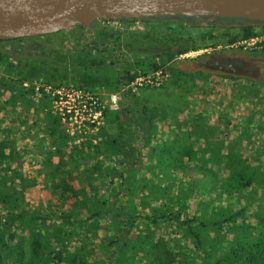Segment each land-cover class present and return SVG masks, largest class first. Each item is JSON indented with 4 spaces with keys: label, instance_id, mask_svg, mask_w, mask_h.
<instances>
[{
    "label": "trees",
    "instance_id": "16d2710c",
    "mask_svg": "<svg viewBox=\"0 0 264 264\" xmlns=\"http://www.w3.org/2000/svg\"><path fill=\"white\" fill-rule=\"evenodd\" d=\"M142 21L152 26L155 22L165 24L167 30L178 32L183 30L184 22L199 27L192 17L180 15L149 16ZM228 21L230 28L227 29L235 32L225 36L226 43L264 32V25H257V21L244 25L246 20H241L240 26L235 25L233 18ZM80 28L84 26L80 25ZM80 35L78 39L83 37L82 33ZM101 35L106 40L112 37L115 47H119L120 34L103 31ZM181 35L178 33L171 38L177 47L175 51H166L159 65L156 61L147 64L143 61L141 71L156 70L189 49H197L184 45L185 37ZM34 37L0 42H21ZM113 56L117 58L111 55V65L116 63ZM4 59L5 53L0 50V66ZM15 59L19 64L23 63L22 58ZM88 59L87 55L86 61ZM137 63L140 65V61ZM26 66V72L15 71L17 79L0 76V97L8 93L0 101V210H4L0 214V264H264V144L255 145L253 139L256 131L264 135V112L259 117L250 114L247 121H239L240 133L226 142L217 143L213 137L219 129L207 125V117L203 120L191 117L190 128L180 127L176 118L163 108L166 104L156 102L160 98L154 99L155 95L165 96L158 91L152 97L154 106L142 105L147 125L133 118L135 124H139L137 128L143 130V137L139 136V140L147 152L142 153L138 148H129V152L126 146L111 138V152L121 154L126 163L119 168L112 163L108 166L106 159L96 158L95 164L76 175L81 184L79 187L75 188L65 179L58 184L59 199L69 202V208L41 212L20 206L26 187L33 182L12 167L16 159L6 150H13L9 138L14 132L6 124L3 111L9 104L23 105L27 95L32 94V89H24L23 81L43 76L47 82L59 85L64 81H54V74L64 70L58 67L49 69L50 65L45 67L34 58L29 59ZM113 70L117 75L109 83L112 82L114 89L132 82L138 74L128 68L122 69L123 72ZM169 71L174 70L169 68ZM8 72L14 74V70ZM177 72L183 74L179 69ZM230 77L241 80L239 76ZM74 81L79 87L86 88L108 83L90 78ZM250 82L249 91L256 90L259 84L264 85L262 81ZM241 89L238 94L243 99L255 96L252 92L242 95L244 87L243 91ZM174 105L176 110L172 109L173 105L169 106L173 113L182 110L176 101ZM40 111L34 113L35 119L39 118ZM13 112L19 113L17 109ZM156 119L163 123L169 121L177 127L172 131L168 129L167 134L161 132L159 138L156 136V143L152 144ZM218 119L227 129L232 123L225 113ZM133 120L125 122L131 133L130 122ZM247 145L254 147L255 162H250L248 154L244 153ZM95 180L106 181L109 188L105 195L98 196L99 186L93 183ZM15 184L19 188L16 189ZM195 197L199 198V207L189 214V200ZM223 197L235 198L244 204L230 209L227 204H221ZM163 200L166 202L162 203ZM154 202L159 204L154 205ZM24 226L31 231L28 260L20 236ZM93 238L99 241L100 252H104L96 260L92 258L93 249H87ZM79 240L81 245L78 247L76 242Z\"/></svg>",
    "mask_w": 264,
    "mask_h": 264
},
{
    "label": "rangeland",
    "instance_id": "374dc122",
    "mask_svg": "<svg viewBox=\"0 0 264 264\" xmlns=\"http://www.w3.org/2000/svg\"><path fill=\"white\" fill-rule=\"evenodd\" d=\"M80 25L83 24L74 25L58 33L25 39L21 42H0V50L5 53L6 58L4 64L0 66V76L17 79L15 71L26 72V63L32 58L36 59L38 63H44L45 67L50 65L49 69L58 67L64 70V72L60 70V72L54 74V81H64L59 85L47 82L43 76L23 81L24 89L26 91L32 89V94L27 95L23 105L16 103L13 106L9 104L6 106L7 110L3 111L6 113V124L14 132L9 138L13 150H6L7 153H10L9 156L16 159L12 167L16 168L23 178L33 182V184L26 187L23 193L24 198L20 202L22 207L41 212L69 208V202L59 199L60 189L57 186L64 179L75 188L79 187L81 184L76 175L95 164L96 158L106 159L109 163L108 166L116 164L119 168L126 163L121 154L111 152V138H115L118 143L126 146L127 151H129V148H138L142 153H146L147 148H143L142 142L139 140V136L143 137V130L137 128L139 124L136 125L134 120L147 125L142 105L146 103L150 105L148 107L154 106L152 97L158 91L163 92L165 96L155 95L154 99L160 98L156 102L161 101L166 104H163V108L176 118L180 127L190 128L192 126V122L189 120L191 117H195L196 120H203V117H207V125L219 129L213 137L214 142L217 143L219 141L226 142L237 136L241 129L239 121H247L250 114L259 117L264 112V85L259 84L254 91L248 90L251 80L264 82V51L262 50L249 51L226 47L243 53L237 54L235 57L229 56L227 61H234L235 66H224L225 68H221L222 70L218 72L215 71L217 67H207L205 63L210 57L205 56L206 54H203V52L206 53L209 49H202L205 45H202L199 41L189 40L187 32L192 33V31L190 28L187 31L184 28L193 26L188 23L184 22V28L181 32L177 30L169 31L166 29L165 24L155 22L152 26V24H146L142 20H120L115 25H111L107 24L103 18H99L89 27L83 25L84 28H80ZM199 27L204 26L200 25ZM85 29H90L92 34H85ZM103 31L120 34L119 47H115L112 37L110 40H106L101 35ZM81 33L83 37L78 39ZM178 33H182L181 36L185 37L184 45L193 47L192 44L200 43L198 45L200 50L190 51L195 49H189L187 53L174 57L168 63L160 65L156 70L148 67L149 70L143 73L140 68L143 66V61L146 64L156 61L159 65L166 55V51L173 52L176 50L177 47H175V43L171 38L177 36ZM222 44L227 45L229 43L223 41ZM93 45L97 46L94 48ZM87 55L92 62H89L90 59L86 61ZM111 55L117 56V58L113 56L116 60L114 65H111ZM15 57L22 58L23 63L19 64ZM119 58L122 63L120 60L118 61ZM138 61H140V65L142 63L141 66L137 63ZM217 65L219 66V64ZM114 68L121 72L124 68H128L131 72H137L138 74L134 79L142 77L141 85L125 83L114 89L112 82L109 83L117 75L113 70ZM169 68L174 71H169ZM177 69L183 71V74H178ZM8 70H14V74H9ZM157 72H160V74L157 75ZM232 75L241 77V80L230 77ZM148 77L153 83L147 81ZM155 77H160L158 84L154 83L153 79ZM79 78H90L102 83L106 80L108 83L100 86L98 84L93 88L79 87L74 81H78ZM107 84L108 86H106ZM45 86H50L52 90L73 87L97 93L104 109L102 118L97 119L98 123H93L94 130L89 132L86 130L85 132L75 131L72 134V126L69 122L74 123V119H62V116L54 110L53 97L51 93L44 91ZM243 87L244 92L242 95L252 92L255 96H247L248 98L243 99L238 94L239 89L242 88L243 91ZM7 95L0 97V101L5 99ZM175 101L176 104H179V107H182V110L173 113L169 106L173 105L172 109L176 110ZM131 103L132 106L130 107L129 104L131 105ZM22 106L23 108H20ZM158 108L162 107L158 106ZM16 109L19 113L13 112ZM38 109H41L40 113L38 112L39 118L35 119L34 113ZM224 113L227 114L228 119L232 120L228 129L223 126L222 122L220 124L218 119L219 115ZM54 118L55 121L53 122ZM130 120H133V123L130 122L133 133L129 131L128 125L125 124ZM175 127L177 126L169 123V121L163 123L160 119H156L152 128L155 135L152 144L156 143V136L159 138L161 132L167 134L168 129L172 131ZM253 139L255 145L261 146L264 144V135L260 132L257 133L256 131ZM252 145L245 146L244 153L248 154L250 162H255V151ZM93 154L95 155L93 156ZM142 172H145V170H142ZM103 181L95 180L93 182L99 186L98 196H103L108 192L109 187L106 181ZM15 185H17L15 186L16 189L19 188L18 184ZM243 193L245 192L243 191ZM198 200L197 197L190 198L189 214H193L195 208L199 207ZM165 202V200L162 201V203ZM153 204L158 205L159 202ZM221 204H227L230 209H236L244 202H238L235 198L229 200L223 197ZM250 208L252 209V207ZM3 212L4 210L1 209L0 214H3ZM250 221L254 222V219L250 218ZM101 235H104L103 230ZM20 236L22 237L24 256L28 260L30 258V229L24 226ZM98 243L99 241L93 238L91 243L87 244V249L92 248L94 251L92 254L94 260L99 255H104V252H100ZM76 245L79 247L81 240L77 241Z\"/></svg>",
    "mask_w": 264,
    "mask_h": 264
},
{
    "label": "water",
    "instance_id": "95a60500",
    "mask_svg": "<svg viewBox=\"0 0 264 264\" xmlns=\"http://www.w3.org/2000/svg\"><path fill=\"white\" fill-rule=\"evenodd\" d=\"M177 15L194 21L208 17L201 26L215 17L233 18L236 26L241 20H246L244 25L257 21L263 26L264 0H0V41L46 35L77 24L89 27L99 18Z\"/></svg>",
    "mask_w": 264,
    "mask_h": 264
},
{
    "label": "built area",
    "instance_id": "2783aa9c",
    "mask_svg": "<svg viewBox=\"0 0 264 264\" xmlns=\"http://www.w3.org/2000/svg\"><path fill=\"white\" fill-rule=\"evenodd\" d=\"M107 24L115 25L118 21L111 19H104ZM229 48H240L242 50H264V32H260L248 37H240L235 41L226 45ZM160 72H157L159 75ZM160 77H155L154 83L158 84ZM147 81H150L148 77ZM142 77L135 78L129 85L138 84L141 85ZM44 91L46 93H51L53 97V108L62 119L72 120L69 122L72 126V134L81 132L85 130L87 132L93 131V123H98L97 119L102 118V113L104 109L103 103L100 101L97 93L90 91H83L81 89H75L73 87L68 88H58L52 90L50 86H45ZM76 124V125H73Z\"/></svg>",
    "mask_w": 264,
    "mask_h": 264
},
{
    "label": "flooded vegetation",
    "instance_id": "af4514ba",
    "mask_svg": "<svg viewBox=\"0 0 264 264\" xmlns=\"http://www.w3.org/2000/svg\"><path fill=\"white\" fill-rule=\"evenodd\" d=\"M208 17L202 18V19H197L196 21L198 22V25L200 26V22L206 21ZM225 20L228 21L229 18H219L215 17L213 21L208 22L207 25H204V27H187L184 28L186 31L190 28L192 33L187 32V36H189L190 41H199L202 43L204 48L202 49H209L206 53L203 52V54H206L205 56H209L210 58L205 61L207 67L212 66V67H217L215 71L220 72L222 69L225 67L229 66H235V62H229L227 61L229 56L235 57L237 54H242L243 52H237L234 49H227L226 44H222L223 41L225 40V36L232 35L235 31L233 29H227L230 28V24L226 23ZM225 22V23H224ZM242 22H239L241 24ZM203 26V25H202ZM226 26V27H225ZM213 27V28H212ZM217 29V30H216ZM86 32L85 34H92V31L90 29H85ZM61 32V31H58ZM55 32V33H58ZM52 34V33H50ZM48 35V34H46ZM41 36V35H40ZM37 37V36H35ZM199 44H192L191 46H196V50H200V45ZM219 45H223L221 47H218ZM195 49V48H191ZM196 50H190V51H196ZM188 52V51H187ZM185 52V53H187ZM202 54V53H201ZM230 63V64H226ZM219 64V66L217 65ZM226 64V65H225ZM225 66V67H224ZM220 69V70H219ZM225 74V73H224Z\"/></svg>",
    "mask_w": 264,
    "mask_h": 264
}]
</instances>
